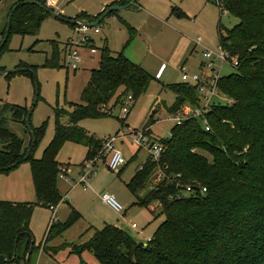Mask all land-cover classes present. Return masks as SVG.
<instances>
[{
	"label": "trees",
	"instance_id": "trees-1",
	"mask_svg": "<svg viewBox=\"0 0 264 264\" xmlns=\"http://www.w3.org/2000/svg\"><path fill=\"white\" fill-rule=\"evenodd\" d=\"M24 1L19 0L16 5ZM37 1L46 6V0ZM131 1L121 0L115 5L124 6ZM215 2L222 13L228 12L239 20L232 29L219 27L220 46L238 63L235 73L220 77L218 82L220 94L230 103L211 105L206 114L209 131L197 118L175 125L168 138L156 139L151 127H146L143 132L162 145L165 153L158 162L150 156L126 184L136 198L135 205L152 215L161 210L164 222L142 246L123 229L106 225L86 243L74 246L72 253L89 251L100 264H264V0ZM102 14L92 18L81 13L73 19L95 22ZM50 16L39 6L20 5L11 17L9 37L0 55L12 34L35 35ZM121 21L129 31L128 46L136 37V29ZM68 25L72 29L78 27ZM7 28L8 23L6 31ZM99 51L100 67L91 71L82 104H70L71 111L57 110L55 135L41 159H35L33 152L44 126L32 129L35 141L26 147L24 140L8 129L6 119L0 117V173L18 162L16 167L30 162L36 196L35 203L0 202V255L5 257L0 264H26L35 207L56 208L63 201L58 189L62 165L57 161L62 147L68 142L86 146L85 162L95 159L103 148L104 140L88 134L79 126L80 121L112 116V109L126 96L132 95L134 102L139 100L155 78L128 59L124 50L115 56L105 45ZM59 53L55 45L48 65L59 66ZM170 89L176 94L169 108L171 114H177L187 103L201 106L196 86L182 83L170 85ZM3 111L11 113L13 122L28 128L27 108L6 104ZM64 117L68 118L66 123L62 122ZM153 119L152 115V124ZM28 153V159L23 161ZM158 168L163 171L162 179L144 198L139 197ZM204 188L207 191L203 194ZM79 219L80 214L72 209L67 222H52L46 241ZM39 249L34 244L30 264ZM13 258L12 263L5 260Z\"/></svg>",
	"mask_w": 264,
	"mask_h": 264
},
{
	"label": "rangeland",
	"instance_id": "rangeland-1",
	"mask_svg": "<svg viewBox=\"0 0 264 264\" xmlns=\"http://www.w3.org/2000/svg\"><path fill=\"white\" fill-rule=\"evenodd\" d=\"M18 1L3 0L0 5V46L9 16ZM110 1L112 0H60L56 7L49 6V9L70 19L82 11L97 15L103 5ZM134 5L127 10L113 12L98 26L100 34L94 35V31L90 34L99 49L107 45L115 56L124 50L128 59L143 66L155 78L147 92L130 105V113L124 123L123 103L112 109V116L84 119L79 123L88 134L104 142L121 136L115 145L122 152L126 164L116 171L110 170L106 165L103 146L97 156L101 160L97 162L95 174L91 176L90 186L85 191L77 182L80 181L82 165L87 160V147L71 142L62 147L57 161L60 165H68L70 179L58 178V189L64 198L58 206V214L54 215L49 208L35 207L30 229L35 246L40 249L33 253L31 264H100L91 252L72 253V249L86 243L96 230H101L106 225L123 229L139 244L147 243L153 238L165 220L164 215L161 210L152 215L144 207L135 205L136 198L126 187L150 157L147 148L140 145L133 133H140L150 126L154 138L170 137L175 121L169 107L176 100V94L170 89V85L184 83L182 66H185L187 73L199 74L204 78L213 77L218 72L220 77H224L237 71L229 63L222 65L221 62H216L215 71L202 65L208 62L203 55L205 50L219 51V27L232 29L239 23L228 12L222 13L215 0H138ZM137 5H141V11L137 9ZM180 11L184 12L183 16L179 15ZM121 18L129 21L127 23L136 29V37L128 46L130 35ZM72 37H75V30L70 25L50 16L43 21L35 35L12 34L0 55V69L4 71L19 67L35 71L36 79L30 73H17L9 77L0 75V117L6 119L8 129L21 137L26 147L33 140L31 132L25 125L13 122L11 113L3 111V106L11 104L30 111L35 103L37 83L39 97L30 125L32 129L44 126V130L33 152L35 159L42 158L55 135L57 110L71 111L70 104H82L81 96L88 85L91 71L100 67V51L92 55L88 48L80 51L82 63L77 71L68 66L65 46ZM55 45L61 51L59 66L51 67L47 62L52 58ZM158 72L160 78H156ZM124 100L125 98L122 101ZM113 103L114 101L110 103L109 108ZM212 103L227 105L230 101L218 92ZM203 104L204 100L201 98V105ZM193 107L187 103L183 107L184 112ZM152 115L154 124L151 122ZM67 120V117L62 118L63 123ZM162 177L163 171L158 168L146 188L139 192V197L144 198ZM105 193L115 196L125 210L117 213L106 205L102 200ZM0 202H36L30 162H23L15 169L0 173ZM72 209L80 214V219L60 235L46 241L53 215V222L65 223ZM132 224H136L137 228L133 229Z\"/></svg>",
	"mask_w": 264,
	"mask_h": 264
},
{
	"label": "built area",
	"instance_id": "built-area-1",
	"mask_svg": "<svg viewBox=\"0 0 264 264\" xmlns=\"http://www.w3.org/2000/svg\"><path fill=\"white\" fill-rule=\"evenodd\" d=\"M60 0H46V5L49 7H56ZM75 37L69 39L68 43L65 46V58L68 61V66L77 71L79 69L80 64L82 63V56L80 51L84 48H88L92 55H95L99 52V49L95 46L93 35L90 34L94 31V35L100 34V30L98 27L88 28L86 26H78L75 29ZM204 58L208 61L204 63L205 67L210 69L211 71H215V63L221 62L222 65L224 63L231 64L234 68L238 66L236 61L231 60L229 54L220 46L219 51L211 52L205 50ZM182 71L184 72L182 76V81L187 84H191L196 86L201 98L204 100V104L200 107H193L188 111H185V108L181 109L177 114L172 118L175 121V125H181L185 120L190 118L202 119L203 124L207 131L210 130L208 126V120L206 118V114L210 110L211 105L213 104L214 97L218 94V82L220 79V73L214 74L213 77L204 78L199 74L191 75L186 72V68L182 67ZM134 102L132 95L126 96L123 101V114L125 118L128 117L130 113V105ZM134 138L140 143L142 147H146L150 156L154 162H158L162 155L165 153V148L156 142L153 138L151 139L147 133L143 131L140 133H133ZM121 136H116L115 138L106 139L103 146V151L106 157V165L112 171H116L122 166L126 164V159L124 158L122 152L116 148L115 142ZM101 160L100 157H96L93 160L87 161L84 163L83 172L81 174V178L79 184L82 185L84 190H87L90 186L91 176L95 174V167L97 162ZM69 172V167L67 165H62L60 167L59 176L61 178H65L68 180L67 174ZM188 192L191 189L187 190ZM206 189H202V193H206ZM103 202L110 206L115 212L122 213L125 208L117 201L115 196L109 195L107 193L102 195ZM54 210L55 208H51ZM55 215V214H54ZM52 218V222L54 221V216ZM132 228L136 229L137 225L132 224ZM151 240V239H150ZM149 240V241H150Z\"/></svg>",
	"mask_w": 264,
	"mask_h": 264
},
{
	"label": "water",
	"instance_id": "water-1",
	"mask_svg": "<svg viewBox=\"0 0 264 264\" xmlns=\"http://www.w3.org/2000/svg\"><path fill=\"white\" fill-rule=\"evenodd\" d=\"M138 0H132L130 3L124 5V6H111L108 10H106L102 15L101 17L95 21V22H92L90 20H83V19H66V18H63V16H60V15H57L55 12H53L51 9H49V7L46 5H43L41 4L39 1L37 0H26L24 2H22L21 4H17L15 5V7L13 8V10L11 11V14L9 16V20H8V28H7V31H6V34L4 36V39H3V42L0 46V52L1 50L3 49V47L5 46L7 40H8V37H9V32H10V25H11V17L13 15V13L18 9V7L20 5H26V4H33V5H36V6H39L40 8H42L45 12L49 13L52 17L54 18H57V19H60L64 22H67L68 24H72V25H76V26H86L88 28H95V27H98L102 21H104V19L106 17H108L111 13L113 12H119V11H124V10H127L129 8H131ZM24 72H27V73H30L34 76V78L36 79V76H35V71L32 69V68H18L16 70H12V71H1L0 70V75L2 76H9L11 74H17V73H24ZM35 88H36V97H35V103L33 104L31 110L29 111L28 115H27V126H28V129L29 131L31 132L32 134V137H33V142L35 141V137H34V133L32 131V128H31V125H30V119H31V115L33 113V110L37 104V101H38V97H39V89H38V86H37V83L35 84ZM30 149H29V153H30ZM29 153L28 155L24 158L23 161H26L29 157ZM19 164L16 163L8 168H5L3 169L4 171H8V170H11L13 169L14 167H16L17 165ZM29 236H30V239H31V244H30V247H29V250H28V253H27V257H26V264H30V259H31V255H32V252H33V247H34V244H35V240H34V237L31 233H29ZM17 243H18V239L15 240V249L17 247ZM144 245V243H140L139 246H142ZM16 256V253L14 254ZM2 258H5L3 255H0V259ZM6 262L8 263H12L14 261V258L12 260H9V259H5Z\"/></svg>",
	"mask_w": 264,
	"mask_h": 264
},
{
	"label": "crops",
	"instance_id": "crops-1",
	"mask_svg": "<svg viewBox=\"0 0 264 264\" xmlns=\"http://www.w3.org/2000/svg\"><path fill=\"white\" fill-rule=\"evenodd\" d=\"M119 1H121V0H112V1H110V2H108V3H106L105 5H103V7H102V10L100 11V13H98L97 15L96 14H91V13H88V12H81V13H84V14H86V15H88V16H90V17H92V18H94V17H97L98 15H100V14H102L104 11H105V9L106 8H108V7H110V6H115V4L116 3H118ZM117 6H120V5H117ZM137 7V9L139 10V11H141L142 10V7H141V5H137L136 6ZM81 13H79V14H81ZM78 14V15H79ZM78 15H76V17L78 16ZM76 17H74V18H76ZM70 19H73V18H70ZM121 20H123V21H125L124 19H122L121 18ZM126 23L127 22H129V21H125ZM129 24V23H128ZM130 25V24H129ZM131 26V25H130ZM100 33H101V31H100ZM94 39V38H93ZM94 43H95V39H94ZM96 46V45H95ZM97 47V46H96ZM98 48V47H97ZM127 57V56H126ZM128 58V57H127ZM182 67H185V66H182ZM147 70V69H146ZM148 71V70H147ZM149 72V71H148ZM152 75V74H151ZM153 76V75H152ZM156 78H160V73L158 72L157 73V75H156ZM160 104H162V103H160ZM170 108V107H169ZM85 163V162H84ZM84 163H83V165H82V168H81V171L79 172V176L81 177V174H82V172H83V166H84ZM68 166V165H67ZM67 177H68V179H70V176H69V172H68V174H67ZM80 177H79V179H80ZM77 185H80L79 184V182H77ZM88 190V189H87ZM86 191V190H85ZM66 200V199H65ZM63 201H64V198H63ZM62 203V202H61ZM51 210V212L53 213V214H58V207H56L54 210H52V209H50ZM50 225V224H49ZM93 237V236H92Z\"/></svg>",
	"mask_w": 264,
	"mask_h": 264
}]
</instances>
